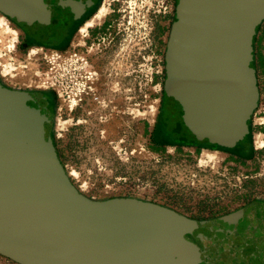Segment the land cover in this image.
Returning <instances> with one entry per match:
<instances>
[{
  "label": "rangeland",
  "instance_id": "374dc122",
  "mask_svg": "<svg viewBox=\"0 0 264 264\" xmlns=\"http://www.w3.org/2000/svg\"><path fill=\"white\" fill-rule=\"evenodd\" d=\"M100 6L107 10L103 22L81 28L66 52L21 50L22 36L0 13L7 30L0 35V76L10 88L39 92L56 112L55 142L74 185L96 200L136 197L200 220L264 203V15L251 37V51L258 37L262 59L247 116L250 158L201 145L195 130H186L187 144L172 137L167 143L176 146H158L152 138L172 102L176 0H102ZM0 264L17 263L0 255Z\"/></svg>",
  "mask_w": 264,
  "mask_h": 264
},
{
  "label": "water",
  "instance_id": "95a60500",
  "mask_svg": "<svg viewBox=\"0 0 264 264\" xmlns=\"http://www.w3.org/2000/svg\"><path fill=\"white\" fill-rule=\"evenodd\" d=\"M22 2L0 0L5 9ZM190 5L193 15L183 19L181 36L182 48L194 53L188 52L184 65L177 66L181 59L175 55L178 63L170 62L169 89L183 108L193 100L179 70L193 71L203 86L208 44L223 45L222 51L237 43L247 55L264 15V0H193ZM205 123L201 115L195 130ZM55 124L56 112L39 92L10 88L0 76L1 256L17 264H264L261 202L200 220L136 197L90 198L74 185L61 160Z\"/></svg>",
  "mask_w": 264,
  "mask_h": 264
},
{
  "label": "flooded vegetation",
  "instance_id": "af4514ba",
  "mask_svg": "<svg viewBox=\"0 0 264 264\" xmlns=\"http://www.w3.org/2000/svg\"><path fill=\"white\" fill-rule=\"evenodd\" d=\"M101 1L23 0L20 6L13 9H5L0 3V13L10 20L22 36L19 45L21 50L48 48L66 52L82 26L98 13L102 7H99ZM192 2L193 0H176L175 31L174 37L170 38V45L173 47L170 62H177L174 61L176 58L173 59V55L177 56L181 59L177 66L184 65L185 57L189 56L188 52L194 53L195 50L183 49L181 36L183 19H190L193 15L190 5ZM257 38L253 52L247 48V55H243L242 46L237 43L221 51L223 45L210 42L203 55L204 61L208 63L204 69L203 86L196 83L193 71L187 68L181 70L183 67L179 70L180 77L183 73L186 74L183 77L187 78L186 88L193 101L189 107L183 108L171 96L172 104L167 102L155 125L154 141L159 143L158 146L167 143L172 137H178L181 143L187 144V131L192 133L191 131L195 130V120L202 115L206 123L200 130H195L194 134L202 141L201 145L213 151L219 149L229 154L235 153L239 157L251 158L245 148L248 147L253 153V127L251 119L248 120L247 116L259 93L258 83L254 79V71L259 68L262 59L257 50ZM223 39L226 41L225 37ZM217 50L219 53L215 56L213 53ZM217 60L218 62L214 63ZM243 60L246 66L243 65ZM45 95L52 102L53 93L47 92ZM43 100L47 106L45 98ZM195 102L198 104L195 105Z\"/></svg>",
  "mask_w": 264,
  "mask_h": 264
},
{
  "label": "bare ground",
  "instance_id": "6f19581e",
  "mask_svg": "<svg viewBox=\"0 0 264 264\" xmlns=\"http://www.w3.org/2000/svg\"><path fill=\"white\" fill-rule=\"evenodd\" d=\"M106 15H107V10L104 7H101L98 13L92 19H90L86 24L83 25L81 30H84L86 28H91L94 25H99L100 23L103 22ZM6 32L7 30L3 29L0 22V35H2L3 37Z\"/></svg>",
  "mask_w": 264,
  "mask_h": 264
},
{
  "label": "trees",
  "instance_id": "16d2710c",
  "mask_svg": "<svg viewBox=\"0 0 264 264\" xmlns=\"http://www.w3.org/2000/svg\"><path fill=\"white\" fill-rule=\"evenodd\" d=\"M152 138H153V140H154V133H153V135H152ZM155 142V141H154ZM156 144H159V143H156ZM169 145V146H176L175 144H173V143H164V145ZM155 148H157V147H154V149L153 150H157V149H155ZM217 150H219V149H217ZM223 151V150H222Z\"/></svg>",
  "mask_w": 264,
  "mask_h": 264
}]
</instances>
